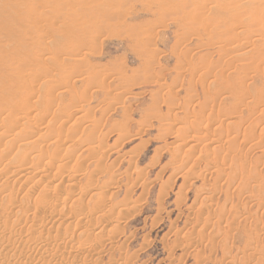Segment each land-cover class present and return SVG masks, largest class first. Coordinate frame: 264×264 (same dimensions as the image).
Returning <instances> with one entry per match:
<instances>
[{
	"label": "rangeland",
	"instance_id": "1",
	"mask_svg": "<svg viewBox=\"0 0 264 264\" xmlns=\"http://www.w3.org/2000/svg\"><path fill=\"white\" fill-rule=\"evenodd\" d=\"M160 1L0 0V264H264V0Z\"/></svg>",
	"mask_w": 264,
	"mask_h": 264
},
{
	"label": "bare ground",
	"instance_id": "2",
	"mask_svg": "<svg viewBox=\"0 0 264 264\" xmlns=\"http://www.w3.org/2000/svg\"><path fill=\"white\" fill-rule=\"evenodd\" d=\"M159 1H160V0H159ZM159 1H158V0L156 1V0H155V2H157V3H158ZM162 1H164V0H162ZM178 1H179V0H178ZM236 1H237V0H236ZM238 1H239V2H238ZM238 1H237L236 3H235L234 1H231L229 5H223V7H222V9H221L222 11H228V13L231 14V15L233 16V20H234L235 23L225 24V23L220 22L221 25H219V24H218L219 26H216V25H215V28L218 27V28H219V30H218L219 32H220V28H221L222 34H224V35H221L222 37H220V38H223V37L226 36V37L229 39L231 36L236 35V39H235V38H234V39L236 40V42H237V41L239 42V40L241 39L240 36H241V37H244L245 34H247V33H244L245 30L239 32V29L243 28L244 26L247 27L248 24H246V23H249V22H250L249 20H251V19H249V18H250V17H253V16H252V13H253L252 10H251V12H249V10H248V12H249V14H248L247 9H248V8L252 9V8H254V7H256V6H259V3H258V0H238ZM99 2H100V1H99ZM160 2H161V1H160ZM160 2H159V3H160ZM164 2H166V1H164ZM196 2H198V0H197ZM199 2H202V1L200 0ZM204 2L207 3L206 0H205ZM233 2H234V4H233ZM241 2H242V3H241ZM208 3H209V2H208ZM240 3H241V4H240ZM260 3L263 4V2H262L261 0H260ZM167 4H168V3H167ZM231 4H232V5H231ZM169 6H170V5H169ZM168 8H170V7H168ZM256 8H258V7H256ZM259 8L261 9L260 6H259ZM259 8H258V10H259V11H258V16H260L259 14L263 13L262 10L264 9V7H262V10H260ZM253 11H254V9H253ZM260 11H261V13H260ZM263 11H264V10H263ZM246 12H247V13H246ZM254 13H255V16L258 17V16L256 15V9H255V12H254ZM196 15H197V14H196ZM253 15H254V14H253ZM261 15H262V14H261ZM255 16H254V18H256ZM259 18H260V17H259ZM216 20H217V19H215L213 22L215 23ZM255 20L257 21L258 19H254V22H256ZM217 21H219V20H217ZM217 21H216V22H217ZM263 21H264V18H263L262 21H258V23H257L256 26H258V24H260V22H261V25H259L258 27H263V28H264V26H262ZM254 22L251 23V24H249L250 27L255 25ZM214 23H213V24H214ZM263 24H264V23H263ZM256 26H255V27H256ZM211 27H212V26H211ZM258 27H257V28H258ZM215 28H212V29H211L213 33H214L213 29H215ZM216 29H217V28H216ZM243 29H245V28H243ZM260 29H262V28H260ZM210 32H211V31H210ZM220 33H221V32H220ZM220 33H219V34H220ZM229 36H230V37H229ZM256 36H257V35H256ZM247 37H248V35H247ZM260 37H261V38H260ZM262 37H263V35H261V36L259 35L260 40L262 39ZM237 38H240V39L237 40ZM244 38H245V37H244ZM244 38H243V39H244ZM252 38H253V37H252ZM257 38H258V37H257ZM263 38H264V37H263ZM247 39H248V38H247ZM247 39H245V40H247ZM235 40H234V41H235ZM254 40H255V39H254ZM257 40H259V39H257ZM257 40H255V41H257ZM245 42H246V41H245ZM248 43H249V42H248ZM244 44H246V43H244ZM228 46H229V45H228ZM232 46H233V45H231V48L228 49V50H227V47H226V50L229 51V52H230V51L234 52V51H233V48H234V50H235V48H237V46H236V45H235V47H232ZM244 46H246V45H244ZM241 48H242V47H241ZM237 49H238V48H237ZM244 49H245V48H244ZM246 49H248V48L246 47ZM226 50H225V52H226ZM251 50H252V49H251ZM251 50H250V51H251ZM241 51H242V50H241ZM248 51H249V50H248ZM248 51H247V52H248ZM250 51H249V52H250ZM222 52H223V51H222ZM232 52H231V53H232ZM237 52H239V50H238ZM237 52H234V53H236V55H237ZM243 52H244V50H243ZM226 53H228V52H226ZM239 53H242V52H239ZM239 53H238V55L240 56L241 54H239ZM244 53H246V52H244ZM244 53H243V54H244ZM232 54H233V53H232ZM250 54H251V53H250ZM245 55H246V54H245ZM248 55H249V54H248ZM230 56H231V55H230ZM233 56H234V54H233ZM246 56H247V55H246ZM246 56H245V57H246ZM243 57H244V56H242L240 59H242ZM238 59H239V58H238ZM62 67H63V66H62ZM62 69H63V68H62ZM259 70H260V69H259ZM95 72H96V71H95ZM260 72H261V71H260ZM93 73H94V72H93ZM32 74H33V73H32ZM35 74H36V73H35ZM36 75H37V74H36ZM36 75H35V77H34V80H35V78H36ZM33 76H34V74H33ZM30 78H32V77H30ZM61 78H62V77H59L60 80H61ZM37 79H40V80H41V78H37ZM37 79H36V81H37ZM66 79H67V78H66ZM66 79H65V80H66ZM46 80H47V79H46ZM51 80H53V78H51ZM62 80H64V77H63ZM49 81H50V77H49ZM56 81H57V83H58V79H55V81L53 80V82H56ZM69 81H70V79H69ZM79 81H80V80H79ZM37 82H39V81H37ZM40 82H42V80H41ZM51 82H52V81H51ZM60 83H61V82H60ZM62 83H64V82H62ZM62 83H61L60 85H59V84H57V85H58L59 87H60V86L62 87V85H64V87H65V85H68V84L70 85L71 81H70V83H69V82H68V79H67V82L65 81V83H67V84H65V83L62 84ZM43 84L45 85L46 83H43ZM47 84H50V83L48 82ZM47 84H46V85H47ZM55 84H56V83H55ZM74 84H75V83H74ZM41 85H42V83H41ZM41 85H39V86H40L39 88H41ZM46 85H45V86H46ZM53 85H54V84H53ZM72 85H73V82H72ZM48 86H49V87L52 86V83H51V85H48ZM58 86H57V87H58ZM55 87H56V86H55ZM57 87H56V89H57ZM64 87H63V88H64ZM66 87H67V86H66ZM66 87H65V88H66ZM71 87H72V86L70 85V89H71ZM24 88L27 89V87H24ZM43 88H44V89H43ZM45 88H46V87L43 86V87H42L43 90H42V89H41V90H42V91H45ZM50 88H51V87H50ZM52 88L55 89L54 87H52ZM52 88H51V89H52ZM63 88H62V89H63ZM67 88H69V86H68ZM47 89H48L49 91H51V89H49L48 87H47ZM56 89L53 90L54 92H52V91H51V92H52L53 94H57V93H55V91L57 92ZM58 89H60V88H58ZM48 90H47V91H48ZM60 90H61V89H60ZM202 90H203V89H202ZM203 91H205V89H204ZM45 92H46V91H45ZM45 92H44V93H45ZM51 92H50V93H49V92H46V93H48V94L51 96V95H53ZM205 92H206V91H205ZM44 93H43V94H44ZM64 93H67V91L64 92ZM69 93H70V91H69ZM60 94H63V93H60ZM67 94H68V93H67ZM58 95H59V94H57V97H58ZM63 95H64V94H63ZM63 95H61V96L63 97ZM46 96H47V95H46ZM50 96H48V97L50 98ZM52 97H53V96H52ZM55 97H56V96H55ZM62 97H61V98H62ZM53 98H54V97H53ZM53 98H52V99H53ZM63 98H64V97H63ZM50 100H51V99H50ZM50 100H49V101H50ZM54 100H55V99H54ZM54 100H51L52 102H51V101H50V102L53 103ZM54 102H55V101H54ZM38 105H39V103H38ZM34 107H35V106H34ZM36 107H37V106H36ZM38 107H39V106H38ZM38 107H37V108H38ZM62 112H63V111H62ZM62 112H61V113H62ZM58 113H59V112H57V116H56V117L59 119V118H60L59 116L61 115V117H62V114H63V113H62V114L59 113L60 115H58ZM263 113H264V111H263ZM37 114H38V112H37ZM40 114H41V113H40ZM66 114H67V113H65V115L63 116V118L66 116ZM53 115H54V114H53ZM17 116H18V117L15 116V117H16V120H15V119L13 120V121H16L17 124L14 122V123H13V127H15L14 124L16 125V127H19V126L21 125L20 127H23V126H24L23 128H24L25 131H28V130H29L28 132H31V133H32V131H31L32 129L30 130V128H29V129H26L27 127L25 128L26 124L29 122L28 120H29L30 117L27 118V116L24 117L23 115L20 116V117H19V115H17ZM38 116H39V117H37V118H40L41 115H38ZM68 116H69V115H68ZM35 117H36V116H33V115H32V117H31L30 119L34 120ZM56 117H55V121H57V120H56V119H57ZM159 117H161V116H159ZM194 117L197 118V117H200V116H194ZM194 117H193V118H194ZM37 118H36V119H37ZM52 118H53V116H52ZM63 118H60V121H61V119H63ZM70 118H71V117H69L68 119H70ZM79 118H80V117H79ZM190 118H191V117H190ZM200 118H202V117H200ZM234 118H235V117H234ZM36 119H35V120H36ZM40 119H42V121H43L44 118H40ZM64 119H67V117H65ZM159 119H160V118H159ZM159 119H158V120H159ZM187 119H188V120H187ZM197 119H198V121L201 120V119L199 120V118H197ZM197 119H196V120H197ZM231 119H233V118H231ZM231 119H227V120L229 121V120H231ZM51 120H52V119H51ZM51 120H50V121H51ZM185 120H186V121H185ZM185 120H183V118H182L181 121L179 120V122H180V124H181L182 127H185V126H187V125H189V124L191 125V123H188V121H190V120H192V119L189 120V118H186ZM194 120H195V119H194ZM224 120H225V119H224ZM25 121H27L26 124L24 123ZM50 121H49V122H50ZM55 121H54V122H55ZM63 121H64V120H63ZM163 121H164V120H163ZM165 121H166V120H165ZM192 121H193V120H192ZM241 121H242L241 119H240V121H239L238 119H233V120H231L230 122H227V121H226L228 124L225 123V126H226V124H227L228 126L232 127L231 130H233V129H235V130H237V129L240 130V128L243 127ZM2 122H3V121H2ZM6 122H7V121H6ZM32 122H33V121H31V123H32ZM34 122H36V121H34ZM38 122H39V121H38ZM38 122H36V124H37ZM40 122H41V121H40ZM44 122H46V121L44 120ZM44 122H43V123L41 122L42 124H40V125H44V127H45ZM49 122H48V123H49ZM54 122H53V123H54ZM57 122H58V121H57ZM171 122H172V121H171ZM190 122H191V121H190ZM193 122H196V121H193ZM7 123H8V122H7ZM31 123H28L27 125H28V126H29V125L31 126ZM165 123H166V122H165ZM208 123H209V121H208ZM1 124H3V123H1ZM19 124H20V125H19ZM51 124H52V123H51ZM169 124H172V123H169ZM169 124H166V125H168V126H167V127H168L167 129H169V126H170ZM196 124H197V123H196ZM223 124H224V123H223ZM17 125H18V126H17ZM52 125H53V124H52ZM52 125H51V127H52ZM161 125H162V124H161ZM166 125L164 124L165 127H166ZM190 125H189V126H190ZM1 126H2V125H1ZM1 126H0V127H1ZM36 126H37V125H35V127H36ZM47 126H48V125H47ZM47 126H46V129H47ZM164 126H163V127H164ZM172 126H173V125H171V127H172ZM191 126H192V125H191ZM241 126H242V127H241ZM3 127H4V125H3ZM3 127H1L2 129H0V130H3ZM7 127H8V126H7ZM32 127H34V126H32ZM35 127H34V128H35ZM37 127H38V126H37ZM40 127H41V126H40ZM51 127H49V128L51 129ZM161 127H162V126H161ZM171 127H170V128H171ZM8 128H9V127H8ZM41 128L43 129V126H42ZM179 128H180V127H179ZM186 128H187V127H186ZM226 128H227V126H226ZM4 129H5V130H3V131H6V125H5V128H4ZM13 129L15 130V129H17V128H13ZM37 129H38V130H37ZM37 129H36V130H33V134H34V132H35V133H37V132H41V131L39 130V127H38ZM44 129H45V128H44ZM44 129H43V131H44ZM50 129H49V130H50ZM171 129H172V128H171ZM182 129H183V128H182ZM7 130H8V129H7ZM22 130H23L22 128H21L20 130L17 129V130H16V131H17L16 134L14 133V135H16V140H17V136H18L19 139L21 138V140L18 141V142H16V143H15V139H13L15 145H16L17 143L21 142V141H24V140H23V139H24V138H23L24 135H26V134H30V133H28V132L25 134ZM165 130H166V129H165ZM169 130H170V129H169ZM169 130H168V132H169ZM231 130H230V131H231ZM3 131H2V132H3ZM50 131H52V129H51ZM170 131H171V130H170ZM180 131H181V129H180ZM180 131H179V132L176 131V132L179 134ZM7 132H8V131H7ZM7 132H6V134H9V133H10V131H9L8 133H7ZM231 132H233V131H231ZM231 132H230V133H231ZM73 133H76V132H74V130H73ZM234 133L236 134V132H234ZM1 134H2V133H1ZM1 134H0V136H1ZM38 134H39V133H38ZM43 134H44V133H43ZM47 134H48V133H47ZM47 134H46V135H47ZM52 134H53L54 136L56 135V134H54L53 132H52ZM52 134H51V132H50V135H49V136L54 137V136H52ZM167 134H168V133H167ZM169 134H170V133H169ZM182 134H183V133H182ZM232 134H233V133H232ZM11 135H13V134H11ZM31 135H32V134H31ZM34 135H37V134H34ZM46 135L44 134L43 136L45 137ZM9 136H10V135H9ZM21 136H22V137H21ZM38 136L40 137V134H39ZM41 136H42V135H41ZM175 136H176V135H175ZM182 136H183V135H182ZM4 137H7V135L4 134ZM4 137L1 136L0 139L2 138V140H3V139H5ZM46 137H48V135H47ZM177 137H178V136H177ZM177 137H176V138H177ZM180 137H181V135H180ZM180 137H178V139H180ZM184 137H185V136H184ZM10 138H11V137H9L8 139L10 140ZM13 138H15V137H13ZM41 138H42V137H41ZM41 138H40L39 141H42V140H43V141H47V140L49 139V141L51 142L52 139H54V138L51 139V138L49 137L47 140H44V138H42V140H41ZM185 138H186V137H185ZM19 139H18V140H19ZM57 139H58V138H57ZM11 140H12V139H11ZM11 140H10V141H11ZM181 140H182L183 142H185V143H182V145H184V144L187 145L188 142H187L186 140H184V138H183V139L181 138ZM7 141H8V140H6V141H4V142H6V144H7ZM25 141H26V140H25ZM36 141H38V140H36ZM39 141H38V143L40 144L41 142H39ZM43 141H42V143H43ZM56 141H57V140H56ZM56 141H55V142H56ZM2 142H3V141H2ZM27 142H28V141H27ZM34 142H35V141H34ZM186 142H187V143H186ZM10 143H11V142H9V144H10ZM23 143H25V142H23ZM38 143H37V144L34 143L32 146H30V149H31V151H30V152H31V156H30V157H26V156H25V157H24L25 159L29 160L28 158L33 157L34 154H35V155L38 154L37 156H39V154H40L41 152H44V153L46 154L45 151H46L48 148L45 150V147H44V148L41 147L42 144L39 145ZM44 143H45V142H44ZM48 143H49V142H46L47 145H48ZM0 144H1V143H0ZM2 144H3V143H2ZM2 144H1L0 146H3ZM19 144H22V142L19 143ZM19 144H18V145H19ZM46 144H43V145L45 146ZM56 144H57V142L53 144L54 147H56V146H55ZM72 144H75V143H72ZM256 144H258V143H256ZM256 144L254 143V145H256ZM25 145H26V144H25ZM47 145H46V146H47ZM53 145H52V146H53ZM182 145H181V146H182ZM186 145H184V146H186ZM12 146H14V144H12ZM16 146H17V145H16ZM23 146H24V145H23ZM27 146H28V145H27ZM27 146H26V147H27ZM49 146H50V144H49ZM52 146H51V147H52ZM69 146H72V145H69ZM252 146H253V145H252ZM263 146H264V145H263ZM7 147H8V145H7ZM18 147H19V146H18ZM26 147H25V148H26ZM47 147H48V146H47ZM54 147H52V148H53V151H54ZM73 147H75V146L73 145ZM182 147H183V146H182ZM258 147H259V145H257V148H258ZM9 148H11V146H10ZM12 148H13V147H12ZM19 148H20V147H19ZM19 148H18V149H19ZM22 148H23V147H21V149H22ZM25 148H23V150H24ZM49 148H50V147H49ZM52 148H51V149H52ZM56 148H57V147H56ZM68 148H69V147H68ZM253 148H254V147H253ZM18 149L16 150L17 152H19V151L21 152V151H22V150H20V149L18 150ZM88 149H89V148H88ZM88 149H87V150H88ZM94 149H95V148H94ZM255 149H256V148H255ZM259 149H260V147L258 148V150H259ZM8 150H9V149H8ZM10 150L13 151L14 148H13V149H10ZM28 150H29V146H28ZM43 150H45V151H43ZM56 150H57V149H56ZM67 150H68V149H67ZM89 150L91 151V148H90ZM256 150H257V149H256ZM25 151H26V149H25ZM25 151H24V152H25ZM47 151H48V150H47ZM53 151L51 150V151H48V152H53ZM92 151H94V150H92ZM17 152H15V154H16ZM24 152H23L22 156L25 155L26 153H29V152H25V153H24ZM48 152H47V153H48ZM55 152H56V151H55ZM69 152H72V151H69ZM260 152H262V151H260ZM1 153H2V152H1ZM1 153H0V155H1ZM56 153H58V154L60 155V152H56ZM56 153H55V154H56ZM92 153H94V152H92ZM3 154H4V153H3ZM15 154H14V155H15ZM41 154H42V153H41ZM51 154H52V153H51ZM263 154H264V151H263ZM16 155H19V154L17 153ZM27 155H28V154H27ZM32 155H33V156H32ZM56 155H57V154H56ZM20 156H21V155H20ZM22 156H21V157H22ZM37 156H36V157H37ZM41 156H44L43 158H45L46 155L43 154V155H41ZM41 156H39V157H41ZM1 157L3 158V155H1ZM1 157H0V158H1ZM21 157H20V158H21ZM47 157H48V155H47ZM47 157H46V159H45V162H46L47 159H49V158H47ZM53 157H54V156H53V154H52V158H53ZM56 157H57V156H56ZM56 157H54V158H56ZM16 158H18V157H16ZM22 158H23V157H22ZM37 158H38V157H37ZM41 158H42V157H41ZM41 158H40V159H41ZM43 158H42V159H43ZM42 159H41V160H42ZM27 160H26V161H27ZM30 160H31V159H30ZM32 160H33V159H32ZM37 160H38V159H36V161H37ZM43 160H44V159H43ZM54 160H57V159H54ZM15 161H17V159H16ZM19 161H20V160H19ZM19 161H18V162H19ZM22 161H23V163H24V160H22ZM22 161H21V162H22ZM36 161H35V162H36ZM18 162H17V163H18ZM21 162H19V163H21ZM28 162H30V161H28ZM28 162L25 163L26 165L22 163L23 166L21 165L20 168H22V167L25 168V166L27 167V164H29ZM31 162H32V165H33V161H31ZM31 162H30V163H31ZM41 162H42V165H44V164H43V163H44L43 161H39V162H38V165L40 164L39 166H42V165H41ZM48 162H49V160H48ZM51 162H53V161H51ZM36 163H37V162H36ZM53 163H55V161H54ZM46 164H47V163H46ZM49 164H50V162H49ZM19 165H20V164H19ZM19 165H17V166H19ZM29 165H31V164H29ZM36 166H37V164H36ZM52 166H53V164H52ZM30 167H31V166H30ZM30 167H29V169H30ZM42 167H43V166H42ZM50 167H51V166H50ZM177 167H179V166H177ZM14 168H15V167H14ZM14 168L12 169V172H14V171H13V170H15ZM18 168H19V167H18ZM18 168H17V169H18ZM27 168H28V167H27ZM175 168H176V167H175ZM22 169H23V168H22ZM29 169H24V170L16 171L18 175H17L16 172H15V173H14V174H16L15 178H16L17 176H19L20 178H21V177H24L25 175H27V174L29 173ZM176 169H177V168H176ZM30 170H31V169H30ZM32 171H34V166H33V170H32ZM32 171H31V172H32ZM11 174H12V173H11ZM14 174H13L12 176H14ZM29 174H30V173H29ZM29 174H28V175H29ZM30 175H33V172H32V174H30ZM26 177H27V176H25V178H26ZM0 179H1V178H0ZM16 179H17V178H16ZM23 179H24V178H23ZM23 179H20V180H23ZM26 179H28V177H27ZM1 180H2V179H1ZM17 180H18V179H17ZM30 180H32L31 177H30ZM2 182H3V180H2ZM25 182H26V181H25ZM30 182H31V181H30ZM30 182H28V183L26 182V184H29ZM111 182H113V181L111 180ZM107 183L110 184L109 181H107ZM91 184H92V183H91ZM1 185H2V184H1ZM88 185H89V184H88ZM259 186H260V185H259ZM1 187H2V186H1ZM3 187H4V186H3ZM47 188H48V187H47ZM47 188H45V189H47ZM1 189H2V188H0V193H1ZM2 190H4V188H3ZM7 190H8V189H7ZM7 190L5 189L4 192H6ZM4 192L2 193L3 195H5ZM6 193H7V192H6ZM8 193H10V191H8ZM8 193H7V196H8ZM13 193H15V192H13ZM13 193H12V194H13ZM31 193H33V192H31ZM2 194H1V195H2ZM12 194H11V195H12ZM248 194H249V193H248ZM250 194H251V193H250ZM13 195H15V194H13ZM246 196H247V195H246ZM1 197H2V196H1ZM3 197H4V196H3ZM250 197H251V196H250ZM10 198H11V196H10ZM11 199L13 200V196H12ZM14 199H15V196H14ZM12 200H11V202H10L11 204H12V202H13ZM5 203H6V202H5ZM13 203H14V202H13ZM262 203H264V202H262ZM3 204H4V203H3ZM3 204H2V205H3ZM12 205H13V204H12ZM10 206H11V205H10ZM13 206H14V205H13ZM1 207H2V206H1ZM1 207H0V209H1ZM5 207H6V206L4 205L3 208H5ZM3 210H5V209H3ZM3 210H2V211H3ZM247 224H249V223H247ZM2 227H3V226H2ZM4 227H5V226H4ZM189 235H190V234H189ZM189 235H188V236H189ZM30 236H31V235H30ZM191 236H192V235H191ZM191 236H189V237H191ZM227 237H228V236H227ZM31 238H32V237H31ZM31 238H30V239H31ZM228 238H229V237H228ZM188 239H189V238H188ZM190 239H191V238H190ZM192 239H194V238L192 237ZM192 239H191V240H192ZM224 240H225V239H224ZM224 240H223V241H224ZM226 240H227V239H226ZM226 240L224 241V243L227 242ZM33 241H34V240H33ZM36 241H37V240H36ZM228 241H230V239H229ZM38 243H39V242H38ZM227 243H229V242H227ZM227 243H225V244H227ZM225 244H224V245H225ZM40 245H41V244H40ZM3 246H4V245H3ZM6 249H7V248H6ZM8 249H9V247H8ZM13 250H14V249H13ZM4 251H5V250H4ZM11 251H12V250H11ZM7 252H8V251H7ZM17 252H18V251H17ZM20 252H21V251H20ZM22 252H23V251H22ZM18 253H19V252H18ZM23 253H24V252H23ZM17 255H18V254H17ZM23 256H24V254H23ZM230 256H231V255H230ZM233 256L235 257V255H233ZM237 256H239V255H237ZM4 257H5V256H4ZM19 257H20V255H19ZM21 257H22V256H21ZM24 257H25V256H24ZM22 258H23V257H22ZM237 258H238V257H237ZM231 259L233 260L232 257H231ZM234 259H235V258H234ZM18 260H19V259H18ZM39 260H40V259H39ZM232 260H231V261H232ZM235 260H236V259H235ZM8 261H9V260H8ZM35 261H36V260L34 259L33 263H36ZM37 261H38V260H37ZM9 263H11V262H9ZM231 263H232V262H231ZM24 264H25V263H24ZM43 264H44V263H43Z\"/></svg>",
	"mask_w": 264,
	"mask_h": 264
}]
</instances>
